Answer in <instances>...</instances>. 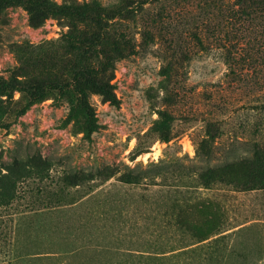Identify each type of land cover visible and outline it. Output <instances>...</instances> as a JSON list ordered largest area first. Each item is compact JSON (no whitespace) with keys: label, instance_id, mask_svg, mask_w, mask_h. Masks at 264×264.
<instances>
[{"label":"rangeland","instance_id":"obj_1","mask_svg":"<svg viewBox=\"0 0 264 264\" xmlns=\"http://www.w3.org/2000/svg\"><path fill=\"white\" fill-rule=\"evenodd\" d=\"M0 198V264H264V0H0Z\"/></svg>","mask_w":264,"mask_h":264},{"label":"trees","instance_id":"obj_2","mask_svg":"<svg viewBox=\"0 0 264 264\" xmlns=\"http://www.w3.org/2000/svg\"><path fill=\"white\" fill-rule=\"evenodd\" d=\"M32 23L34 25L38 24V19L36 15L32 16ZM127 45L130 47V44L127 43ZM114 77V73H110L107 78L105 80H102L101 82H99L97 84V90L103 95L104 99L109 100L111 102L117 103L118 102V97L115 93L114 90V85L111 82V79ZM12 188H14V186L12 185ZM7 195L11 194V189H8ZM8 199L5 198H0V202L3 203Z\"/></svg>","mask_w":264,"mask_h":264}]
</instances>
